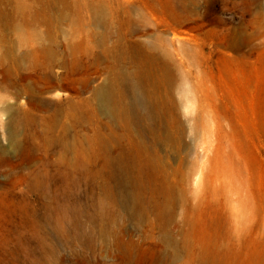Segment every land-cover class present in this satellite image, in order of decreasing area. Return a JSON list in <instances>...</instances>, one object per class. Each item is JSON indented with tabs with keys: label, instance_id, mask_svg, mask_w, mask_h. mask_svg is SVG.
<instances>
[{
	"label": "rangeland",
	"instance_id": "obj_1",
	"mask_svg": "<svg viewBox=\"0 0 264 264\" xmlns=\"http://www.w3.org/2000/svg\"><path fill=\"white\" fill-rule=\"evenodd\" d=\"M25 2L0 9L43 21L62 84L0 101V264H264V0ZM150 38L171 79L141 76L143 115L109 120L93 88Z\"/></svg>",
	"mask_w": 264,
	"mask_h": 264
},
{
	"label": "bare ground",
	"instance_id": "obj_2",
	"mask_svg": "<svg viewBox=\"0 0 264 264\" xmlns=\"http://www.w3.org/2000/svg\"><path fill=\"white\" fill-rule=\"evenodd\" d=\"M15 2L16 14H23L28 5L27 2L25 0H15ZM103 10L102 5L95 7V12L99 17L103 14ZM7 14L5 7L0 9V101L5 102L7 93L12 94L16 102H19L24 94L28 95L32 101L34 97H41L42 94L50 91L56 85L62 84V82L60 83L62 81L61 76L55 72L57 53L52 47L53 38H49L51 40L45 43L44 40H47L48 37L34 29V26L38 25L40 21L43 22L39 18L24 23L15 16L8 17ZM30 26L34 29L33 31H29ZM49 37H52L51 34ZM129 48L130 61H126V56H120L119 60L122 61V65L111 66L107 77L101 84L94 87L92 92L100 112L113 121L137 120L139 116L143 115L140 111L142 103L139 99L142 97L139 92V78L141 76L152 78L155 84L160 81L161 77L163 81L171 79L170 70H172L173 60L169 48L160 46L155 38L133 41ZM38 53H43L47 62L26 64L28 57L32 54L37 56ZM27 65L30 66V70L25 72ZM129 92L131 93L130 96H128ZM146 95L154 99L157 93L151 90ZM164 98L168 99L165 103L170 104L168 110L171 113L172 109L175 108L172 96L167 91ZM2 109L12 114L18 111L19 120L26 122L27 125H30L29 121L37 116L33 108L29 106L23 105L22 108L15 110L16 108L6 104ZM174 120L172 115L167 118L168 128H173ZM9 129L12 133L18 130V126L11 125Z\"/></svg>",
	"mask_w": 264,
	"mask_h": 264
}]
</instances>
